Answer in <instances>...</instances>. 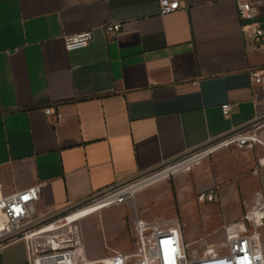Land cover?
Returning <instances> with one entry per match:
<instances>
[{
    "label": "crops",
    "instance_id": "1",
    "mask_svg": "<svg viewBox=\"0 0 264 264\" xmlns=\"http://www.w3.org/2000/svg\"><path fill=\"white\" fill-rule=\"evenodd\" d=\"M239 1L264 10V0H183L169 16H161L159 0H0L3 192L43 184L29 208L30 220L41 222L264 117V92L250 78L264 67V49L243 34ZM107 24L124 29L109 39ZM86 31L94 34L90 45L69 52L65 37ZM46 107L56 114L46 116ZM234 152L250 158L249 169L264 159L260 145ZM231 153L224 149L214 159ZM228 167L194 166L198 194L218 182L214 169ZM257 179L249 173L245 182ZM185 183L173 186L171 203L181 210ZM121 207L82 220L91 264L112 250H136L128 247L134 220ZM0 264H30L26 241L0 248Z\"/></svg>",
    "mask_w": 264,
    "mask_h": 264
},
{
    "label": "built area",
    "instance_id": "2",
    "mask_svg": "<svg viewBox=\"0 0 264 264\" xmlns=\"http://www.w3.org/2000/svg\"><path fill=\"white\" fill-rule=\"evenodd\" d=\"M183 0H159L161 16H169L181 10ZM238 16L243 34L255 39L256 47L264 49V10L257 3L239 1ZM124 29L123 24H107L104 31L109 39H114ZM94 39L92 31L65 37V46L69 52L87 48ZM250 78L255 86L264 92V67L253 69ZM225 116L229 117L232 107L222 106ZM45 115L56 114L55 107H46ZM264 117L234 130L205 147L186 154L167 164V169H156L133 181L114 186L104 192L94 194L82 204L56 214L41 222L30 220V206L39 201L43 184L32 186L20 192L7 195L0 187V248L19 240H25L30 254V264H91L87 259L83 244L80 223L86 217L98 213L103 208L123 205L134 199L137 192L166 179L170 175L191 167L193 164L233 146L254 150L257 145L264 147ZM264 167V159L260 160ZM184 166L182 169H178ZM201 201H214L215 194H203ZM79 214L78 216H75ZM264 199H256L254 211L247 216L252 226L263 224ZM136 250L129 254L116 252L101 259L100 264H264V245L258 233H248L246 225L229 228L221 243L220 252L210 250L203 256L189 257L186 253V238L181 222L165 225L161 222H149L138 219L135 222ZM212 260V261H207Z\"/></svg>",
    "mask_w": 264,
    "mask_h": 264
},
{
    "label": "rangeland",
    "instance_id": "3",
    "mask_svg": "<svg viewBox=\"0 0 264 264\" xmlns=\"http://www.w3.org/2000/svg\"><path fill=\"white\" fill-rule=\"evenodd\" d=\"M227 149L232 150L228 157L219 161L214 159L218 153L223 151L221 150L189 168L170 175L166 179L168 182L142 190L137 198L120 205L123 206L120 211L131 214L130 220H134L133 232L137 218L149 222H161L165 225H172L176 221L181 222L186 238V253L189 257L203 256L210 250L222 251L224 248L221 247V243L224 241L228 229H236L243 225H246L248 233H258L264 245V217L263 224L258 227L252 226L247 220V216L256 207V199L259 196L264 199V184L260 181L264 167L257 161V166L249 169L247 164L250 163V158L240 152H234L246 149L235 146ZM207 161H213V165L222 164L226 167L229 165L241 166L239 169H232V166L221 171L214 169L215 178L218 182L210 191H207L208 193L214 191V201H201L200 197L203 194H198L196 190L198 186H195L197 185V176H195V172L192 173L194 166ZM167 167L170 166H165L163 169H167ZM253 172L258 175L253 174ZM249 173L256 179L258 178L259 183L258 181L245 182ZM175 180L186 182V192L183 197L181 195L182 203L185 206L183 210L180 209L178 202L171 203L175 195L173 186L176 190ZM207 182L206 180L204 187L207 186ZM118 209L116 208L114 211ZM80 228L82 231L81 223ZM102 233L104 234V231ZM133 235L134 233L131 235L132 240H130L128 247L133 245L135 250L136 242ZM116 252V250H112L111 253L113 255Z\"/></svg>",
    "mask_w": 264,
    "mask_h": 264
},
{
    "label": "bare ground",
    "instance_id": "4",
    "mask_svg": "<svg viewBox=\"0 0 264 264\" xmlns=\"http://www.w3.org/2000/svg\"><path fill=\"white\" fill-rule=\"evenodd\" d=\"M184 166H181L180 168H178L179 170L182 169ZM79 214L75 215L78 216ZM207 261H212V260H207ZM208 264H217V263H208Z\"/></svg>",
    "mask_w": 264,
    "mask_h": 264
}]
</instances>
